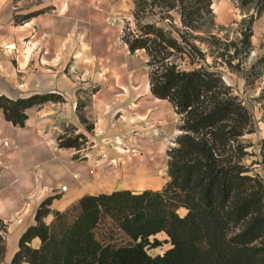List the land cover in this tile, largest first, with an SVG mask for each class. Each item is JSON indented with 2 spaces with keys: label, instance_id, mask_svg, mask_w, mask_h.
Listing matches in <instances>:
<instances>
[{
  "label": "trees",
  "instance_id": "1",
  "mask_svg": "<svg viewBox=\"0 0 264 264\" xmlns=\"http://www.w3.org/2000/svg\"><path fill=\"white\" fill-rule=\"evenodd\" d=\"M135 2L138 26H124L122 37L133 51L145 48L153 92L173 101L183 119L182 132L167 150L170 179L160 189L86 193L64 210L50 207L59 193L48 195L35 212V222L21 234L11 264H264V176L251 173L242 162L246 153L242 136L255 130L252 113L215 64L187 69L168 59L175 51L196 48L183 30L180 40L157 20L140 22L159 6L179 10L185 27L195 29L197 21L207 18L214 25L213 1ZM256 4L259 15L264 0ZM254 19L255 14L239 40L225 42L221 55L229 67L240 66L239 54L251 51ZM200 53L205 57L204 51ZM63 100V94L54 91L17 98L0 94V107L8 120L24 126L27 108ZM79 116L87 120L84 114ZM93 126L88 122L86 127ZM77 129L65 126L58 145L87 147L88 135ZM74 157L83 158L79 152ZM260 160L264 165V136ZM180 207L187 209L184 214ZM50 212L54 217L47 223L44 218ZM104 217L112 218L134 242H102L95 229ZM7 228L0 216V260L6 252ZM160 231L167 233L172 246L153 255L147 248L162 243L155 236ZM36 236L39 246L31 244Z\"/></svg>",
  "mask_w": 264,
  "mask_h": 264
},
{
  "label": "crops",
  "instance_id": "2",
  "mask_svg": "<svg viewBox=\"0 0 264 264\" xmlns=\"http://www.w3.org/2000/svg\"><path fill=\"white\" fill-rule=\"evenodd\" d=\"M212 1L217 24L247 13L237 0ZM135 8V0H0V94L64 96L27 108L24 126L8 120L0 107V167L8 188L18 190L9 204L34 208L12 219L0 207L8 223L9 264L48 195L58 192L50 206L64 210L86 193L160 189L170 179L167 150L182 132L183 119L173 101L153 92L145 48L133 51L122 37ZM251 42L252 54L261 55L264 12H255ZM70 124L88 135L87 147L58 145V134ZM78 152L83 158L74 157ZM53 217L50 212L44 219L50 223ZM40 242L36 236L31 244Z\"/></svg>",
  "mask_w": 264,
  "mask_h": 264
},
{
  "label": "rangeland",
  "instance_id": "3",
  "mask_svg": "<svg viewBox=\"0 0 264 264\" xmlns=\"http://www.w3.org/2000/svg\"><path fill=\"white\" fill-rule=\"evenodd\" d=\"M237 1L239 2L238 6L241 10H245L247 13L244 16L237 15L233 22L229 24H217L215 21L216 23L213 25L207 18L197 21L198 27L191 29L183 25L179 10L171 9L170 11H166L161 10L159 6L154 8L153 13L140 18V22L154 21L156 19L180 40H182V38L179 34V30H183L185 34L188 35L190 41L196 44V48H190L191 51L186 49L185 51L178 50L168 57L170 60L177 61L182 68L189 69L199 66L200 63H213L218 69L222 70L223 77H226V79L224 78L225 81L232 86L234 93L242 99L243 103L252 113L254 119L255 130L246 132L242 136V141L245 143L246 150L242 162L250 166L251 173L264 176V165L259 162L261 161V144L264 136V52L261 55L252 54V51L246 55L241 52L239 54V57L242 58L240 66L232 64L230 67L224 63L225 57L221 55L225 42L239 40L243 35V31L249 27L252 15L256 12V0L247 4L242 3L241 0ZM251 11H253V13ZM124 25H129L131 28H136L138 26L136 19L130 22V24L129 22H125ZM233 49L234 47L232 46L231 50L233 51ZM200 51H204L205 57L201 56ZM191 53L194 54V57L191 56ZM82 122L87 126L90 120L87 119ZM64 128L65 126L62 131ZM62 149L60 150V148L57 147V151L69 152V150ZM62 156L64 157V155ZM61 158L62 157L59 156L55 157L56 160H60ZM122 176L123 178L125 177V175ZM4 178L6 179L5 173L0 167V182L2 183V181H4L3 188L0 187V207H3V210L6 211L4 214L11 215L12 219L18 218L20 214L31 215L34 209L32 206L23 205L18 207L15 203L9 204V201H15L18 190L16 191L15 189L8 188ZM178 210L181 214L186 212V208L184 207H180ZM95 234L104 243L112 242L121 244L134 242V240H132L110 217H104L100 221L95 229ZM155 236L162 239V243L158 246L148 247L147 249L151 254L163 253L167 248L172 246V243L168 240L169 236L165 231H160ZM0 264H9L5 256L0 260Z\"/></svg>",
  "mask_w": 264,
  "mask_h": 264
},
{
  "label": "built area",
  "instance_id": "4",
  "mask_svg": "<svg viewBox=\"0 0 264 264\" xmlns=\"http://www.w3.org/2000/svg\"><path fill=\"white\" fill-rule=\"evenodd\" d=\"M224 78H225V76H224ZM176 110H177V109H176ZM177 114H178V115H181L178 111H177Z\"/></svg>",
  "mask_w": 264,
  "mask_h": 264
}]
</instances>
